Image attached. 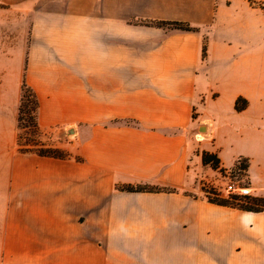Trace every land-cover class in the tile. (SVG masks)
Here are the masks:
<instances>
[{"label":"crops","instance_id":"obj_1","mask_svg":"<svg viewBox=\"0 0 264 264\" xmlns=\"http://www.w3.org/2000/svg\"><path fill=\"white\" fill-rule=\"evenodd\" d=\"M263 78L248 0H0V88L17 104L24 79L43 131L92 124L67 158L19 155L46 173L0 175V264H264V210L209 201L199 154L246 158L264 197Z\"/></svg>","mask_w":264,"mask_h":264},{"label":"rangeland","instance_id":"obj_2","mask_svg":"<svg viewBox=\"0 0 264 264\" xmlns=\"http://www.w3.org/2000/svg\"><path fill=\"white\" fill-rule=\"evenodd\" d=\"M263 1L264 0H256ZM257 8V7H255ZM260 12L264 14V11L257 8ZM263 86H264V78H263ZM9 92L6 88H0V98H3V103L0 105H4L5 107V121L1 123L0 117V175H12L17 173L22 174H36V173H46L48 170L44 165H34L33 168L31 164L25 163L24 165L19 162V155L24 152H20L17 146V137H22V142H25V138L28 136L27 132L24 129L17 128V114H18V106L19 102L16 104L13 102L11 97L8 96ZM3 96V97H2ZM202 98L200 102H204ZM201 105V104H200ZM197 107H193V115H197ZM15 113V122L13 127H11L9 122V117L11 114ZM107 121L100 122L99 125L105 123ZM92 124H81L80 126L77 124L70 128L64 129H50V130H41V134L39 138L46 146H54L59 148L57 145L68 146L71 142H77L82 140V138L87 136L89 132V128ZM3 126V131H1V127ZM204 130V127L201 128V131ZM207 136V134L200 133V131L196 130L195 136L200 139L201 137ZM34 152H26L25 154ZM247 161L245 158L237 159L235 165L230 169H224L223 172L216 170V173L209 171L211 177V182H206L204 180L201 181V188L204 189H212L215 194H211V196L217 198H226L232 204L230 207L235 208H246V207H259L263 205V203L257 204L255 200L264 198L262 196L256 195L254 190L249 185V177L247 173ZM214 170V169H213ZM228 184H234L239 186H247L251 189L249 195L243 196L236 193H229L225 190V187ZM204 192V191H203ZM205 194V192H204ZM243 210V209H242ZM264 210V209H262ZM261 210V211H262ZM6 220H4V226H14L19 218V215L15 213L14 210L6 214ZM41 221V220H40ZM56 222V221H55Z\"/></svg>","mask_w":264,"mask_h":264},{"label":"trees","instance_id":"obj_3","mask_svg":"<svg viewBox=\"0 0 264 264\" xmlns=\"http://www.w3.org/2000/svg\"><path fill=\"white\" fill-rule=\"evenodd\" d=\"M250 5L253 7H257L264 11V2L263 1H256V0H248ZM146 24L156 25L163 28H170V29H179L184 31H196L197 28L189 25L186 22L182 21H150L145 22ZM202 54H205V42L203 41L202 45ZM246 100L242 97H238L235 101V108L240 110L245 107ZM38 100L35 95V92L31 87H29L24 79L21 83V95L20 101L18 106V114H17V128L24 129L28 136L25 138V142H22V137H17V146L20 152H34L39 156H47L53 158H67L69 154L67 151L62 150L57 147L46 146L42 140L39 138L41 134V130L38 124ZM201 156V161L203 165H209L212 169L218 170L223 172L225 168L221 166L220 158L214 152H209L206 150H201L199 152ZM243 157H240L241 159ZM246 159V158H245ZM247 161V159H246ZM248 163V161H247ZM248 167V164H247ZM117 189L121 191L127 192H142V191H153L157 190L158 188L147 185V184H138L133 185L130 183L126 184H119L117 185ZM205 195L207 199L213 203L223 206H230L232 203L226 198H217L211 196V194H215L213 190L204 189ZM257 204L263 203L262 206L253 208V207H246L242 208L243 210L248 211H261L264 209V198L255 200Z\"/></svg>","mask_w":264,"mask_h":264},{"label":"built area","instance_id":"obj_4","mask_svg":"<svg viewBox=\"0 0 264 264\" xmlns=\"http://www.w3.org/2000/svg\"><path fill=\"white\" fill-rule=\"evenodd\" d=\"M225 190L229 193H236L243 196L249 195L251 192V189L247 186H239L234 184H228L225 187Z\"/></svg>","mask_w":264,"mask_h":264}]
</instances>
